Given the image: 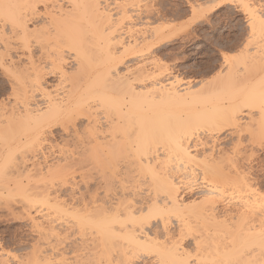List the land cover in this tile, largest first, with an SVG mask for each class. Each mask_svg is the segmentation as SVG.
<instances>
[{
  "label": "bare ground",
  "instance_id": "obj_1",
  "mask_svg": "<svg viewBox=\"0 0 264 264\" xmlns=\"http://www.w3.org/2000/svg\"><path fill=\"white\" fill-rule=\"evenodd\" d=\"M159 1L0 0V84L8 89L0 92V163L19 156L0 174V213H16L23 223L14 248L0 242V264L21 257L33 264L101 257L106 264H264V181L241 173L230 178L235 186L221 177L196 184L193 167L176 160L189 124L231 122L215 138L209 130L184 141L211 160L243 139L242 125L261 123L255 101L264 92V8L257 0H161L166 12ZM209 3L213 10L248 5L256 36L240 57L220 65L218 82H183L156 53L179 33L172 17L185 10L203 20ZM10 16L22 27L8 23ZM155 21L162 25L153 28ZM54 138L63 147L50 154ZM46 145L47 157L40 149L41 156L21 153ZM149 168L158 184L145 181ZM189 177L193 186L183 190ZM173 183L179 198L167 195ZM214 188L221 198L195 203ZM143 246L150 251H138Z\"/></svg>",
  "mask_w": 264,
  "mask_h": 264
},
{
  "label": "snow or ice",
  "instance_id": "obj_2",
  "mask_svg": "<svg viewBox=\"0 0 264 264\" xmlns=\"http://www.w3.org/2000/svg\"><path fill=\"white\" fill-rule=\"evenodd\" d=\"M246 9L248 5H243ZM264 8V3L261 5ZM254 15V14H253ZM8 23L12 24L14 28L22 27V21L18 20L15 17H8ZM233 21L231 18L225 16L222 17L219 22V29L217 32H213L208 37L204 38L206 43V48L208 50V56L202 61L199 62L197 67L200 71H204L206 68H209L211 65V60L213 57H223L225 63H227L230 59H232L231 53H233V49L235 46H239L242 41L245 39L241 37L240 40H236L233 34ZM260 26V34L261 45H264V11L260 12L259 19ZM248 32L246 35V42L242 43L241 52H243L244 48H249L253 40L256 36L257 25L254 19L250 18V23L248 25ZM5 72H9L8 68H4ZM192 72H196V68L192 69ZM9 75L12 76V73L9 72ZM13 78V92L16 90V81L15 77ZM11 96L5 97V100H11ZM20 98L17 99V105L20 104ZM262 114H264V92L260 94L258 101ZM23 111V109H21ZM231 126V122L221 123L219 121H210L206 124L195 123L187 125L181 132V139L178 141L179 150L176 152V160L182 163L185 166L191 165L193 167V172L195 175V183L199 184L201 182V177H203V183L206 186L210 180H213L217 177L224 178L227 183L232 186L233 182L231 181V177L236 176L239 177L241 173L243 176L247 178L250 174L255 175L257 172L260 175L262 181H264V116H262L261 120V132L259 138L256 137L255 130L250 131L247 135L243 132L240 135L243 137L242 140L234 142V146L230 148L227 155L225 156L223 153L219 157H217L214 153L212 155V159L209 160L207 156H200L197 150H193L191 147V141H189V146L187 148L184 147V141L189 137L192 140L197 138V134L201 131L208 132L211 130L213 137L215 138V133L219 131H224L228 127ZM236 133L233 132V135ZM19 163L18 154H11L9 157L0 163V174H7L8 171L12 168L14 164ZM174 163V161H173ZM148 176L152 177L153 183L158 184V172L149 168L147 172L144 173L145 181ZM193 186V178H188V183L185 189L191 188ZM159 191V187L157 188ZM220 191L219 188H214L205 193L204 201H195L196 204H201L204 202H211L215 199H219L216 193ZM176 194L177 198H179V192L177 191V185L175 183L169 185V190L167 195L171 196ZM182 207H187V205H183ZM215 205H210V207L204 208L203 212H208L213 210ZM159 211V210H158ZM166 211V210H165ZM246 211H254L252 208L246 209ZM261 213H264V198L261 199L260 206ZM162 214V213H161ZM220 222V221H218ZM262 236H264V228H262ZM138 251L148 252L150 248L148 246L141 247ZM137 255L136 252H133L129 260L132 261L135 259ZM18 264H33V261L30 259H25L21 257L18 260ZM44 264H80V261L77 260H63L57 261L56 259H52L48 262H44ZM87 264H106L103 257L100 260H89ZM111 264H125L123 260L117 262L112 261ZM173 264H177V262H173ZM181 264H189V261H183ZM190 264H197L195 259H192ZM222 264H241L240 261H228L222 262Z\"/></svg>",
  "mask_w": 264,
  "mask_h": 264
},
{
  "label": "rangeland",
  "instance_id": "obj_3",
  "mask_svg": "<svg viewBox=\"0 0 264 264\" xmlns=\"http://www.w3.org/2000/svg\"><path fill=\"white\" fill-rule=\"evenodd\" d=\"M252 1H254V0H252ZM261 2L264 3V0H257V3L262 4ZM254 3H255V5H254ZM254 3L252 2V4L254 6H256L257 3L255 1H254ZM212 4H214V3H209L206 5L207 7L205 8L206 11L204 14L205 18H203L204 16L202 17L203 20L201 18H198L200 22L197 20V18H194L193 16H191L189 14V12L185 11V10H184L185 12L182 10L183 12L181 11V13H179V16H177V19L175 18L176 20L172 17V20L174 21L173 23H175V25H177L179 27V33L176 32L175 34H172L173 36L169 35V38H170V36H171V38L168 41V44L167 45L162 44L157 50L156 54L158 55V57L162 61H164L166 64L173 66L174 70H176L177 73L180 74L179 77L183 80V82H188V81L190 82L193 80L195 81V80L200 79V81H204L205 83H211L212 82L211 84H214V83L218 82V80H220L221 78H224V72L225 71L223 69H225L226 64L224 65L225 66L224 68H220L221 67L220 65H222L224 63L223 57H219V58L213 57L211 60L210 67L206 68L204 71H200L199 68L197 67L198 63L202 62L208 56V50L206 48V43H205L204 38L208 37L213 32L218 31L219 22H220L222 17L227 16V17L231 18V20L234 22L233 23V34H234V38L236 40L239 41L241 37H244L246 39L245 34L249 30L248 25L250 22V18L252 16V15H250V14H252L251 11L248 14L245 10L246 9L245 7L241 8L240 4L237 5L235 3L232 5L230 4L231 6L226 3V4L218 7V9L214 7V10H213V9H211L214 6ZM233 5L235 6V8L233 7ZM155 6H156V8L159 7V9H164L165 11H166V9L169 8V6L166 3L162 4L161 0L159 2H157L155 4ZM249 8L253 9V6L252 7L250 6ZM249 10H248V12H249ZM248 20H249V22H247ZM161 23L162 22H160V21H158V22L155 21L152 24V27L157 28L159 26V24L162 25ZM183 25H185L184 29H185V31H187V34L184 30H182V29L180 30V26L183 27ZM245 39L242 41V43L246 42ZM242 43L239 46L234 47L233 53L230 54L233 57L232 60L235 57L238 58L239 52L241 54ZM232 60L230 59V61H228V63H230ZM193 68H196L195 73L192 72ZM221 74L223 75V77ZM217 75H219V76H217ZM1 85L2 84H0V86ZM0 88H1L0 89V92H1V90H3V88H2V86ZM197 88L198 87H196L194 89H197ZM5 90L8 91V89H4L2 92H4ZM242 126H243V128L242 127L238 128L239 134L244 131V130L242 131V129H245L246 132L245 131L243 132V133H245V135H247L250 131H252L254 129L255 133H256V137L259 138V135L261 132V123L256 125L255 128L252 127L251 128L252 130L250 129V127H247L244 125H242ZM55 138H58V137H55ZM55 138L53 140L54 143L57 140H59V139H55ZM233 141H235V140H233ZM58 143H60V141H57L55 143L57 145V147H56L57 149L55 147H54L55 149L52 148L53 152L51 151V149L49 147H48L49 148L48 149L47 145H46V146H44V148L36 147V149H35V147H34V149H31V150H30V148L25 149L24 152L21 150L22 151L21 153L22 154L23 153L28 154L30 152H33V153L35 152V154H40V156H41V153H43V156H46L45 153H47V156H49L48 152H50V151H51L50 154L54 153V151H55V153H57V150L59 148L58 145H60ZM62 147L63 146L61 144L60 148H62ZM39 149L42 152L39 151ZM45 149L47 150V152ZM27 150H29V152H26ZM25 154H23V155H25ZM40 156H39L38 162H40V161L42 162V158L40 159ZM47 160H48V158H47ZM256 174H255V176L258 177V180L261 182L262 180L260 178L259 173L257 172ZM2 213H4V212L0 213V242L2 245L4 244V247L6 245L7 249H12V248H14L15 243L19 239H21V233H22L21 229L23 227V223H21L22 221H20L19 219L16 220V217H15V216H17L16 213H14V215L11 214V216L10 215L8 216V213L7 214L4 213V215ZM22 237H23V233H22ZM7 246H9V248Z\"/></svg>",
  "mask_w": 264,
  "mask_h": 264
}]
</instances>
